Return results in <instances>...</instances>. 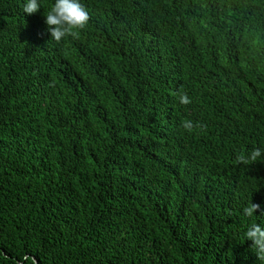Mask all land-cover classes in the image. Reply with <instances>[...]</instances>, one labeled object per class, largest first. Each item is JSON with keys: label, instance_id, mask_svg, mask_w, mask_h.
<instances>
[{"label": "trees", "instance_id": "16d2710c", "mask_svg": "<svg viewBox=\"0 0 264 264\" xmlns=\"http://www.w3.org/2000/svg\"><path fill=\"white\" fill-rule=\"evenodd\" d=\"M54 2L0 0V264H264V0Z\"/></svg>", "mask_w": 264, "mask_h": 264}, {"label": "clouds", "instance_id": "9594fccd", "mask_svg": "<svg viewBox=\"0 0 264 264\" xmlns=\"http://www.w3.org/2000/svg\"><path fill=\"white\" fill-rule=\"evenodd\" d=\"M40 7L39 0H26L23 12L31 15L37 13ZM45 17L48 31L52 39L56 42H60L67 36L78 37L79 30L85 29L90 20L89 12L80 0H55ZM177 95L180 104L187 106L192 103V99L187 92H179ZM181 126L188 133H193L196 129H202L204 127V125L194 122L191 119L182 121ZM262 153H264V149L256 147L247 154L241 153L238 155L236 157V163L249 165L261 158ZM259 208V204L251 202L250 206L243 209V213L245 216L251 217ZM245 235L246 240L253 242L252 247L256 250L255 254L257 258L264 261V228L257 223L252 224ZM33 264H35L34 259Z\"/></svg>", "mask_w": 264, "mask_h": 264}]
</instances>
